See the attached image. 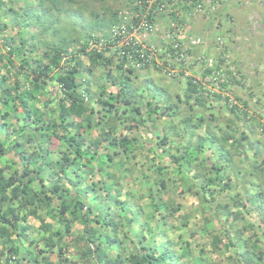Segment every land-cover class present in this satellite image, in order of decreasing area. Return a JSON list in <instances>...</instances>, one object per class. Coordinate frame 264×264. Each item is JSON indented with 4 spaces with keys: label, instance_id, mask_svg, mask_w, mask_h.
I'll return each instance as SVG.
<instances>
[{
    "label": "trees",
    "instance_id": "obj_1",
    "mask_svg": "<svg viewBox=\"0 0 264 264\" xmlns=\"http://www.w3.org/2000/svg\"><path fill=\"white\" fill-rule=\"evenodd\" d=\"M101 1L0 0V264H264L262 116L182 71L158 88L106 38L135 8Z\"/></svg>",
    "mask_w": 264,
    "mask_h": 264
},
{
    "label": "rangeland",
    "instance_id": "obj_2",
    "mask_svg": "<svg viewBox=\"0 0 264 264\" xmlns=\"http://www.w3.org/2000/svg\"><path fill=\"white\" fill-rule=\"evenodd\" d=\"M160 1H162V3L164 2L163 0ZM223 2L224 3L222 4L224 6L222 7L221 4V6H219L217 10V14L222 18L220 27L216 26L214 23V17L216 15H211L209 17L208 20L209 38L211 40H215L217 37H223V39L227 42L226 43L227 51H225V53L227 56V60L229 61L228 63L232 67L239 66L238 78H240L241 86H238L237 89L234 88L233 92L235 95H238L243 101H245V103L247 104L245 110L247 111L249 116L254 118L262 116V119H260V124L263 125L264 127V28L262 27V23H261L262 21L261 16L264 14V10H263L264 0H223ZM109 3H112L117 7H121L122 8L121 13L122 12L124 13V11H126L124 8L125 6L130 5V7L132 8L134 7V5L135 6L138 5L137 0H109ZM98 4H100L98 6L99 8L102 4V1L98 0ZM126 16L130 17L131 16L130 12ZM164 19L166 18L163 17L162 15V21H164ZM200 20L201 19L199 17L198 18L190 17L189 19V21L194 22V25H192L193 26L192 30L194 31L195 35H198L200 33L195 30L196 28L202 26V22H200ZM60 26L61 27L66 26V22L61 23ZM109 35H110V31H107L106 38L109 37ZM65 36L68 38V36L64 34L61 39H65ZM103 38L102 40H105ZM259 42L261 43L263 42V47L258 46ZM157 43H158V38H155V36L154 37L152 36L150 40L146 41L147 46L156 47ZM79 47H80V43H75L72 46V50H76ZM198 50L199 48L196 49V51ZM157 58L159 59V62H163L161 61V59H163V56L162 58H159V56ZM167 62L168 64H166V66L163 67V70L165 69L167 71L164 70L162 71V73H156L158 74L157 76L160 77V80L157 81V84H161L158 85V88H161V86H163L164 90H166L165 88L166 86L164 85L172 84L173 82L172 79L178 75L177 74L178 72L177 73L175 72L174 76H170L167 74V72L170 71L171 69L174 68L175 70L178 69L175 64L172 65L170 61ZM189 68L191 70L190 69L187 70L190 71L193 70L192 72H190L191 75H193L194 77L199 76L198 74L200 71L195 70L196 68H192V67ZM198 69L200 70V67H198ZM112 70L114 76H117V72L114 71V67L112 68ZM151 73L154 74L152 70ZM156 74L153 75L152 77L156 78ZM54 89L55 86H50L51 91H54ZM157 90L156 92H158ZM232 94L230 96L234 101V96ZM237 103L239 106L243 107L242 104H240L239 102ZM214 106L217 105H213V109L210 111V113H213L215 115L219 114L218 112H214V110L217 111ZM239 126L242 127V125L240 124ZM201 129L202 126L198 128V132H200ZM256 134H257V138L264 139V128L263 129L257 128ZM261 154L264 155V147H263V152ZM247 155H248V160H246V163H250L252 160L251 153L248 152ZM190 172H192V170ZM181 175H183V173H181ZM177 177H178L177 175L173 176L171 180L176 179ZM95 178L97 179L98 176H96ZM126 189L128 188L125 186L121 190V192H124V190ZM144 202L145 200H143V203ZM179 202L186 210H191L196 207V200L188 195H184L183 197H180ZM249 219L251 218H248L247 220L249 221ZM34 234H35V230L31 229L29 231V236L31 237V235ZM214 259L215 256L212 257V260ZM53 260L54 262L56 261L54 258Z\"/></svg>",
    "mask_w": 264,
    "mask_h": 264
},
{
    "label": "built area",
    "instance_id": "obj_3",
    "mask_svg": "<svg viewBox=\"0 0 264 264\" xmlns=\"http://www.w3.org/2000/svg\"><path fill=\"white\" fill-rule=\"evenodd\" d=\"M181 0H164V3L160 5L157 11H164L169 14H174V21H170L168 25L163 28V33L160 38L161 44L164 47L155 48L154 46H147L146 40L150 33L153 32L152 26L146 22L145 11L137 10V13H133L138 20L132 19V16L128 17L127 24L123 23L120 28L112 31V37L120 36L118 44L114 48L126 47L132 50V52L138 58H145L146 63H155L156 66H163V62H159L156 58L157 52H166L165 56L167 61L171 58H175V61L179 65H184L187 68L200 67V77H196V81L204 88L211 92H220L221 94L228 96L231 86V76L229 71L231 67L227 64L226 56L222 53V41L217 37L214 40V46L212 53L206 54L209 42H205L200 36L190 35L187 24L181 23L177 14V6ZM148 8L152 6L154 0L146 1ZM214 0L200 1L193 7L194 13L198 15L206 16L211 15L215 10L213 5ZM140 4V3H139ZM193 2L189 0L187 5H192ZM157 14L156 11H154ZM141 37V39H140ZM201 48L199 54H191L188 52L193 48ZM146 53V55H144ZM205 53V54H204ZM154 58V62L151 59ZM220 60V61H219ZM165 67V66H164ZM190 69V68H189ZM206 70H210L209 74H206ZM168 75L173 76L174 71H168ZM189 75V72L185 73V77ZM220 87L223 89L220 90Z\"/></svg>",
    "mask_w": 264,
    "mask_h": 264
},
{
    "label": "clouds",
    "instance_id": "obj_4",
    "mask_svg": "<svg viewBox=\"0 0 264 264\" xmlns=\"http://www.w3.org/2000/svg\"><path fill=\"white\" fill-rule=\"evenodd\" d=\"M138 1V5L137 6H135L134 5V7H132V9L133 8H135V10H134V13H135V11H136V9L137 10H142V11H145L146 13H148V11L149 10H152L153 12L154 11H156L157 12V17H156V14L154 15V16H151L152 17V19H153V23L151 24V26H152V30H153V32L152 33H150L149 34V36L150 37H154L155 36V38H158V43H157V46L155 47V48H162V47H164L162 44H161V41H160V38H161V36H162V33H163V28L166 26V25H168V23H170V21H174V14H169V13H166L165 11H164V9H163V11H157L158 10V8L160 7V5L161 4H163L162 3V1H160V0H158V1H156V0H154V2H153V4H152V6H151V8L149 7L148 8V3L146 2V4H145V6H144V1H147V0H137ZM149 1H152V0H149ZM164 1V0H163ZM189 0H181L180 1V3L178 4V6H177V14H178V17L180 18V22L181 23H184V24H187V26H188V28H189V34L191 35H195L194 34V31L192 30V28H193V26L192 25H194V22H191V21H189V19H190V17H199L201 20H200V22H202V26L201 27H199V28H196L195 30L197 31V32H200L198 35H195V36H200L201 38H203V40L205 41V42H209V45H208V47H210V48H212V50H213V47L212 46H210V42L212 41L210 38H209V31L208 30H206V27L208 26V24H207V20H209V17L211 16V15H216L215 17H214V20H215V23H216V19L217 18H221L218 14H217V10H218V7L222 4L221 3V0H214V3H213V5L215 6V10L213 11V13H211V15H209V16H206L207 14H204V15H198V14H195L194 13V10H193V7L195 6V4H197L198 2H200V1H206V0H191L192 2H193V4L192 5H187V2H188ZM186 2V3H185ZM140 3V4H139ZM221 3V4H220ZM183 4H185L187 7H189L188 8V10H185V9H183L182 8V5ZM192 6V7H191ZM132 14H133V12L132 13H130V15L132 16ZM162 15H163V17H165L166 19H164V21H162ZM228 17V16H227ZM229 18V17H228ZM128 19V16H127V18H126V20ZM219 27H220V25H219ZM110 35H112V32H110ZM148 36V37H149ZM148 37H147V40H148ZM219 38H221V41L223 42L222 43V53L226 56V53H225V51H227V42L223 39V37H219ZM146 40V41H147ZM200 48V47H199ZM196 49L197 48H193V49H191L189 52H188V54L189 55H191V54H197L198 52L196 51ZM196 51V52H195ZM195 52V53H194ZM160 55H162L163 56V59H161V61H163V64H164V66H166V64H168V62H167V59H164V58H166V56L165 55H163V52H158ZM205 54V53H204ZM209 54H211V53H206L205 55H209ZM156 58H157V55H156ZM226 59H227V56H226ZM157 60L159 61V59L157 58ZM170 63H172V65L173 64H175L176 66H177V68L179 69H176L175 70V68L174 69H171L170 71H174V73L176 72H178V73H180L181 71L183 72V76L181 77V80L183 81L184 80V78H186V77H193V78H196V77H194L193 75H191L190 74V72H192V71H190V70H187V69H189V68H187L186 66H184V65H179L178 63H177V61H175V58H171L170 60ZM229 61L227 60V64H228V66L229 67H231V71H229V75L231 76V80H232V76L234 77V79L235 80H238V82H239V85L238 86H241V83H240V78H238V74L239 73H237V70H239V66H235V67H232V66H230L229 65V63H228ZM154 65H155V63H154ZM156 66V65H155ZM164 66H159V68H161V69H163V67ZM156 67H158V66H156ZM184 67H186V69L184 70L183 68ZM165 70V69H164ZM195 70H198L199 71V69L198 68H196ZM165 71H167V70H165ZM186 72H189V75H187L186 77H185V73ZM239 72V71H238ZM177 73V74H178ZM167 74H168V72H167ZM199 76L198 77H200V72H199V74H198ZM202 75V74H201ZM174 76V75H173ZM234 85H232V82H231V86H230V90H229V94H228V96L227 97H229V102L230 103H234V101H235V99H234V101L232 100V98H231V94L234 96V92H233V89L235 88V89H237V87H233Z\"/></svg>",
    "mask_w": 264,
    "mask_h": 264
},
{
    "label": "crops",
    "instance_id": "obj_5",
    "mask_svg": "<svg viewBox=\"0 0 264 264\" xmlns=\"http://www.w3.org/2000/svg\"><path fill=\"white\" fill-rule=\"evenodd\" d=\"M221 3H224L223 0H221ZM221 3H220V4H221ZM220 6H221V5H220ZM223 6H224V5L222 4V7H223ZM262 17H263V16H262ZM254 20H255V18H254ZM261 23H262V21H261ZM262 27L264 28L263 23H262ZM253 33H256V32H253ZM199 52H200V51H199ZM209 53H210V52H209ZM211 53H212V52H211Z\"/></svg>",
    "mask_w": 264,
    "mask_h": 264
}]
</instances>
